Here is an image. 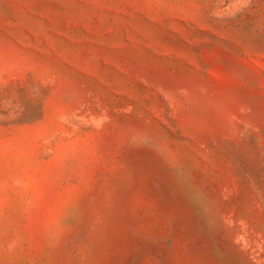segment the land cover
Here are the masks:
<instances>
[{
    "label": "rangeland",
    "instance_id": "obj_1",
    "mask_svg": "<svg viewBox=\"0 0 264 264\" xmlns=\"http://www.w3.org/2000/svg\"><path fill=\"white\" fill-rule=\"evenodd\" d=\"M0 264H264V0H0Z\"/></svg>",
    "mask_w": 264,
    "mask_h": 264
}]
</instances>
